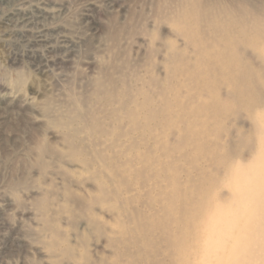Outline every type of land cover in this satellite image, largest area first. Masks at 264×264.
Segmentation results:
<instances>
[{
  "label": "rangeland",
  "instance_id": "rangeland-1",
  "mask_svg": "<svg viewBox=\"0 0 264 264\" xmlns=\"http://www.w3.org/2000/svg\"><path fill=\"white\" fill-rule=\"evenodd\" d=\"M220 1L231 6L235 0ZM179 2L0 0V264H78L62 252L66 245L75 248L78 262L88 249L91 262L94 258L105 260L98 264L169 263L162 248L165 243H158L161 232L156 231L151 250L131 257L122 253L135 252L139 244H129L127 239L133 241L143 232L135 229L131 237L119 234L122 242L107 246L108 236L97 233L90 221L111 224L118 217L132 227L129 222L142 217L162 220L159 218L162 208L165 205L168 208L171 200L164 199L153 188L157 180L154 176L147 180L136 176L137 173L160 170L162 162L167 170L160 175L161 185H171L177 178L183 190L188 176L197 181L199 168L206 166L204 161L208 164L206 170L215 173L209 155L194 154L193 145L186 143L191 144L187 146L183 140L186 137L198 141L202 132L207 147L223 145L221 150L217 148L219 155L227 153L230 159L238 160L246 157L247 149L239 144L237 136L239 132L250 136L252 123L245 111L233 116L222 113L225 118L218 120L217 125L208 119L214 121L213 125L209 121L210 125L204 126L208 121H200L205 120L203 115L194 116L192 107L175 105L178 99L179 104L188 103V95L195 94L180 74V67L172 65L173 58L168 59L164 46L168 40L177 50L184 45L181 37L173 36V27L166 19L167 15L179 12ZM247 3L248 21L252 17L261 18L264 27V0ZM243 49L255 57L256 49L252 46L244 45ZM187 53V60L193 62L192 51ZM161 87L164 95H160L163 91L159 93ZM226 90L223 86L222 92ZM146 95L155 107L164 105L163 97L168 98L167 119L159 116L151 121L150 131L144 127L129 130L133 123L128 118L129 110L137 111L141 126L147 121L146 109H138L128 99L142 103ZM206 98L200 100L209 101ZM51 120L65 124L57 127ZM91 123H99L111 132L98 133L90 127ZM182 130L192 132L184 137L186 133ZM120 132L125 136L117 137ZM195 133L197 137H193ZM66 139L76 145L75 159L67 153ZM261 140V161H264V132ZM136 142L137 150L131 147ZM158 143H167L172 148L166 159L155 152ZM41 146L47 149L39 162ZM192 157L202 160L194 158L191 163ZM105 164H114L121 174L115 175ZM129 168L134 172H128ZM165 175L169 177L167 181ZM96 179L105 182L110 193L103 202L88 207L77 197H96ZM261 229L264 231V214ZM115 249L119 256L113 253ZM261 258L264 261V256Z\"/></svg>",
  "mask_w": 264,
  "mask_h": 264
},
{
  "label": "bare ground",
  "instance_id": "bare-ground-1",
  "mask_svg": "<svg viewBox=\"0 0 264 264\" xmlns=\"http://www.w3.org/2000/svg\"><path fill=\"white\" fill-rule=\"evenodd\" d=\"M179 3V12L176 14L170 13L171 15H167L166 19L173 27V36L181 37L184 45L182 44L183 46H180L181 48L177 50L178 47L174 44L176 48L171 40L164 41L163 39V41L165 48L168 49V59L173 58L172 65L180 67V74L188 80L189 90L190 88L194 89L195 94H185L190 97V101L188 99V103L182 101L183 104H179L180 99H178L175 101V105L181 106V108L192 107L190 109H192V113L194 112V116L203 115L205 120L203 118L200 121H208L205 122L204 126L208 125L211 119L217 125L218 120L224 117L221 115L222 113L227 116L232 114L233 116V114H241L242 110L245 111L246 117L250 118L252 123L249 129L250 132L248 131L250 136L249 134L240 135L243 132H239L237 136L240 138H238L240 140H238L239 144L247 149L246 157L243 160L232 158L231 160V156L227 153H225L226 156L225 154L224 156L219 155L217 148H223V145L214 143L215 148H210L211 145L207 147L209 145L205 137L201 138V135L205 133L201 132L200 135L198 131L200 139L193 141L194 138H191L193 133L191 137L188 135L192 140L186 137L191 130L187 132L182 130L183 133H186L184 136L181 132V135L186 137L183 140H185V144L191 143L193 145L194 154H199L202 157H204L203 153L209 155H206V157L208 156L209 162L211 161L214 164L215 173L206 170L205 167L208 164L207 161H204L206 166L199 168L198 179H195L197 181L194 182L188 176L185 181L186 188L183 190L182 183L177 178H174L171 185H161L160 175L167 168H164L166 167L165 164L160 162V170L155 172L152 170L149 173L146 171L143 175L137 173L136 176L146 177L147 180L154 176L157 180L156 185L153 184V188H157L164 199L167 197L168 200H171L168 208H166V205L162 208L159 217L162 220L153 217H142L131 220L129 223L132 224V227H127L125 222H120L117 217L113 218L111 224L109 221L101 220L99 222L94 219L90 221V224L97 233L108 236L107 246H114L118 241L122 242V239H119L122 234L131 237L135 229L143 232L140 237H135L133 241L127 239L129 244H139L135 252L122 253L131 257L136 253L151 250L149 247L152 244V239L156 238V231L161 232L158 243L161 241L165 243L162 248L165 249L164 255L169 258V263L162 259L161 264H264V261L261 260V257L264 256V237L262 236L264 231L261 229V214H264V211H261V201H263L264 196V161H261V136L264 132V27L261 24V18L252 17L249 21L248 17L246 18L247 0L231 1V6L223 5L220 0H207L205 2L203 0H180ZM244 45H250L254 50L256 49L255 57L247 54L243 49ZM188 50L192 51L193 62L187 60ZM223 86L228 89L224 93L222 92ZM159 89V93L163 91L160 95H164L165 90L162 87ZM140 94L145 96L143 91ZM178 96L180 97V95ZM202 97L204 99L207 97L206 99H209V101H201L200 98ZM162 99H165L164 105L155 107L147 95L142 103H136L129 98L128 100L135 103L138 109H146L144 119L147 121L141 126V123H138L137 111L134 109V111L129 110L128 118L133 122L130 123L129 130L144 127L150 131L151 121L159 116L167 119L165 111L169 102L166 97ZM124 107L126 106L124 105ZM166 114L168 115V113ZM169 114L171 113L169 112ZM192 121L194 123V119ZM214 121L212 123L210 121V123L213 125ZM51 122L57 127L65 124L59 120H51ZM183 122L186 121L183 120ZM197 122L199 123V121ZM198 123L197 126H199ZM90 127H93L98 133L109 134L111 132L99 123H91ZM214 127L212 126L211 129ZM207 128L209 129L208 126ZM223 128H227L225 124ZM216 131L219 130L216 129ZM195 134L193 137H197V134ZM207 134L209 135V133ZM219 135H221V132ZM116 136H125V134L120 132ZM73 137H71L72 140H74ZM206 139L209 138L206 137ZM211 140L213 142V139ZM66 143L69 157L75 159V155H77L76 145L68 140ZM156 146L155 152H158L157 155L161 158L165 157L164 159H166L169 149L172 150L171 147L167 146V143ZM44 147L41 146L39 149L37 155L39 162L47 149ZM131 147L137 150V142ZM230 148L232 147L230 146ZM227 155L229 156L227 157ZM98 156L105 162L100 154ZM190 158L187 157L188 160ZM194 158L191 163H193ZM196 159L200 161V159ZM200 164L202 165V163ZM105 166L109 171H113L115 175L120 173L114 164H105ZM144 168H147V165ZM127 171L134 172L130 168ZM167 178L169 177L165 175V181H167ZM96 181V192L98 194L96 197H77L79 202L87 204L88 207L103 202L110 193L105 182L102 184L101 181L97 179ZM67 196L73 198L71 195L67 194ZM158 222L162 224L160 225ZM115 226H117V229ZM56 230L54 233H56ZM61 239L62 241L65 240L64 237ZM82 244L84 245L86 242ZM74 250L75 248L66 245L62 252L78 264L105 263V260L97 261L95 258L91 262V254L88 249H85L79 256L80 261L78 262ZM113 253L119 256L120 252L118 253V250L115 249Z\"/></svg>",
  "mask_w": 264,
  "mask_h": 264
}]
</instances>
